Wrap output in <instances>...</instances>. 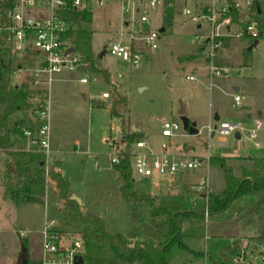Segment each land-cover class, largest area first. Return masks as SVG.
I'll list each match as a JSON object with an SVG mask.
<instances>
[{
  "label": "rangeland",
  "instance_id": "374dc122",
  "mask_svg": "<svg viewBox=\"0 0 264 264\" xmlns=\"http://www.w3.org/2000/svg\"><path fill=\"white\" fill-rule=\"evenodd\" d=\"M246 1L242 0L243 3ZM205 2L207 0H164L152 17V30L160 25L165 29L156 51L148 49L143 42L133 41L134 47L144 54L138 66L108 52L99 60L100 66L109 73L110 84L83 68L78 72H64L59 75L62 81L55 80L51 85L49 138L55 162L50 161L48 165L67 181L70 193L82 201L86 212L102 218L108 229L121 235H127L134 228L130 205L108 197V201L100 199L96 191L106 185L110 147L114 146L118 153L126 151L119 133L120 120L111 117L108 107L113 90L127 98V106L122 111L124 121L130 127H142L148 145L153 143L160 149V126L164 121L177 123L180 129L169 139V152L173 153L176 145H182V157L174 155L175 158L201 160L199 167L171 176L145 178L132 173L134 187L140 193L158 195L159 192L154 193L153 189L172 179L174 182L166 198L190 211L202 204L199 190L217 195L223 189L222 171L209 162L210 157L224 158L233 175L239 178L244 171L253 169L255 160L264 155V39L249 51L245 67L240 64L247 41L224 40L216 51L213 64L229 69V74L210 77L207 74L210 59L205 57L208 46L199 47L194 43L195 37H204L207 29L204 26L197 29L191 17L181 15L184 8L190 9L192 16L197 15L199 11L195 6ZM242 15L240 12V20ZM89 16L90 21L80 25L90 33L94 53L100 55L113 41L129 46L130 27H124V23L130 22L132 17L121 10L119 0L92 10ZM187 74L194 75L195 81H186ZM81 78H86L87 83L81 84ZM24 79L14 78L11 83H21ZM233 88L238 91L234 92ZM103 93L109 98L103 99ZM235 96L240 99L239 106L233 104ZM181 107L184 117L196 124L198 135L191 136L183 131L178 114ZM215 114L220 116L218 122L242 126L238 140L231 135L224 146H219L217 136L209 138L208 127L214 125ZM29 115L28 111H18L11 116L12 123L21 122L20 128L11 130L10 140L21 143L23 148L26 139L22 130L27 128ZM255 119L263 124L257 132L259 148L249 141ZM132 151L131 144L129 152ZM9 165V157L0 151V264H23V253L28 255L25 264H37L41 256L40 232L44 220L53 219L63 224L65 214L55 212L47 203L42 207L9 200L4 194L5 188L18 189L21 185L18 179L7 178ZM162 197L165 196L156 198ZM235 241H239L242 251L226 255L232 264H263L264 191L236 199L223 213L205 215L196 237L184 238L185 247L179 244L171 247L168 264L222 261L221 251Z\"/></svg>",
  "mask_w": 264,
  "mask_h": 264
},
{
  "label": "trees",
  "instance_id": "16d2710c",
  "mask_svg": "<svg viewBox=\"0 0 264 264\" xmlns=\"http://www.w3.org/2000/svg\"><path fill=\"white\" fill-rule=\"evenodd\" d=\"M258 5V6H257ZM233 21L238 23L240 13L232 9ZM250 20L255 23L258 37L247 41V48L242 52L240 67L247 66L249 47L255 40L264 39V17L259 3L254 0L248 9ZM71 20L76 22L68 37L74 52L85 63L87 72L101 76L110 84L109 73L99 63V55L91 46V35L78 22L77 15ZM82 22L90 21L88 14L82 15ZM216 67H222L215 64ZM21 68H32L14 62L7 63L0 53V151L10 159L7 178L21 181L18 189L5 188V196L15 202L21 201L52 205L55 212L65 214L64 229L70 234H77L83 242V264H168L169 252L174 244L185 247L183 239L196 237L204 221V216L225 212L236 199L251 193L264 191V155L255 160L254 168L244 171L239 178L232 173L224 158L210 157L209 162L222 171L223 189L217 195L201 192L202 204L186 211L175 200L158 199L151 194L140 193L134 187L131 171L129 146L143 139L140 132L131 130L123 118L122 111L127 106V98L113 90L109 111L113 118L120 120L121 141L126 151L117 155V162L109 161L106 185L96 189L100 199L111 198L124 202L131 207V221L134 224L127 235H121L107 228L104 220L97 215L86 212L70 199L71 193L67 181L54 169L46 167L45 157L38 151L25 150L21 143L10 140L14 124L11 116L18 111H28L31 115L36 100L46 99L44 91H35L30 80L20 84L11 83V75ZM11 172H8L9 169ZM108 197V198H107ZM143 216V218H142ZM242 251L239 241L221 251L222 261L211 264H232L226 255Z\"/></svg>",
  "mask_w": 264,
  "mask_h": 264
},
{
  "label": "built area",
  "instance_id": "2783aa9c",
  "mask_svg": "<svg viewBox=\"0 0 264 264\" xmlns=\"http://www.w3.org/2000/svg\"><path fill=\"white\" fill-rule=\"evenodd\" d=\"M114 0H0V53L7 63H17L23 66L32 65V68H21L11 75L12 79L25 78L22 82L30 80L35 91L45 92L46 99L36 100L32 116L37 125L34 129H26L23 135L35 145V151L45 157L46 167L51 159L49 138V106L48 93L56 77L64 72H75L86 67L80 57L72 50L68 32L73 30L76 22L71 20L77 15L78 22L82 15H90L94 9H102L107 3ZM121 10L130 14L132 20L124 23L130 27L129 46L122 45L120 41L109 43L105 49L109 55L116 57L132 66H138L144 54L134 47L133 41H140L151 51L158 49L161 32L152 30L153 13L162 7L164 0H119ZM127 1V4L124 2ZM254 0H207L198 3L197 15L184 8L181 15L191 17L196 28L203 26L207 29L204 37H195L197 46H205V57L208 63L210 77H223L229 74V69L216 67L213 59L216 51L221 48L224 40H254L258 37L255 23L250 20L248 9ZM259 9L264 17V0H257ZM258 6V5H257ZM232 9L238 13L243 12L238 23L233 21ZM142 27V28H140ZM146 27V29H143ZM123 33H120L122 36ZM135 35V36H133ZM186 80L192 82L193 76ZM21 82V83H22ZM86 84V78L79 80ZM14 84H20L15 82ZM103 99H108L107 93L102 94ZM234 105L239 106L238 96L233 97ZM263 128L261 120H254V129L249 132V141L255 148L261 146L257 140V132ZM180 127L177 123L164 121L161 125L160 135L164 142L160 144L159 154L153 153L145 140H140L133 145L130 152L131 171L138 176L150 178L153 176H171L178 171H188L199 167L201 160L177 159L169 152L168 140L176 135ZM243 128L240 124L221 121L208 127V136H217L218 145L224 146L226 139L235 134H240ZM25 150L33 151L26 148ZM175 151V149H174ZM118 149L110 147L109 160L117 162ZM200 191V190H199ZM206 215V214H205ZM42 246L41 256L37 264H75V259H83V242L79 235L66 232L63 224L56 220L45 219L41 229ZM22 236V235H20ZM264 264V257H262ZM83 264V263H82ZM243 264V263H240Z\"/></svg>",
  "mask_w": 264,
  "mask_h": 264
},
{
  "label": "crops",
  "instance_id": "0c3cea01",
  "mask_svg": "<svg viewBox=\"0 0 264 264\" xmlns=\"http://www.w3.org/2000/svg\"><path fill=\"white\" fill-rule=\"evenodd\" d=\"M160 28V29H159ZM158 29H159V31L161 32V30H162V32L161 33H163L164 31H165V29H164V26L163 25H160V27H159ZM198 29V28H197ZM258 44V43H257ZM93 49V48H92ZM94 51V50H93ZM95 52V51H94ZM100 60H101V58H100ZM208 74V73H207ZM187 76H190L189 74H187L186 76H185V80H186V77ZM193 77H195L194 75H192ZM196 79V78H195ZM56 81H58V82H60V81H62V79L60 78V76L56 79ZM55 81V82H56ZM186 81H188V80H186ZM195 81V80H194ZM194 81H192V82H194ZM188 82H190V81H188ZM18 83H20V82H18ZM51 88V87H50ZM233 91L234 92H237L238 91V89L237 88H233ZM51 97V89H49V93H48V97H47V100L49 101V98ZM233 104H234V101H233ZM109 105V104H108ZM239 105H240V103H239ZM260 114V113H259ZM217 117V119H218V121H219V119H220V116L219 115H217V114H215V116H214V119ZM191 121V120H190ZM217 121V122H218ZM21 121H17V122H13V124L15 125L14 127H16V128H20V125H19V123H20ZM216 122V123H217ZM36 125H37V122H36V119L30 114L29 115V118H28V123H27V128H25V129H23L22 130V134H23V131L24 130H26V129H34V128H36ZM131 127H133L134 129H136L138 132H140L142 135H143V140H145L146 142H147V144H148V141H147V135H146V133L143 131V128L142 127H140V126H131ZM160 129H161V126H160ZM119 133H120V129H119ZM24 136V135H23ZM240 136V135H239ZM25 137V136H24ZM120 137H121V134H120ZM160 138H161V142H160V144L162 143V142H164L165 141V139H163L162 137H161V135H160ZM25 139H26V143H25V146H24V149H26V148H28V149H31V150H34L35 149V145L34 144H32L31 143V140L30 139H28L27 137H25ZM168 143H169V140H168ZM160 144H159V147H160ZM170 144V143H169ZM34 146V148H32ZM149 147L152 149V151H153V153H155V154H159V152H160V149H156L155 148V146H154V144L153 143H151V144H149ZM50 149H51V153H53V146H52V143H51V141H50ZM175 151L172 153L173 155H175V156H177V158H181L182 157V153H183V149H184V146H182V145H176L175 146ZM50 161L53 163V161L55 162V160L53 159V156L51 155V159H50ZM55 169V168H54ZM56 170V169H55ZM57 171V170H56ZM173 180L172 179H169L168 181H166V182H162L161 184H160V186L159 187H155L154 189H153V192L154 193H157V192H159V194L158 195H153V196H155V197H157V196H159V195H164L165 197H162V199H168V198H166L167 197V195H168V189H170L171 188V186H172V184H173ZM200 184H202V181H200ZM75 196V195H74ZM81 201V200H80ZM81 205H82V201H81ZM25 241H26V238L24 237L23 238ZM22 239V240H23ZM28 257V255L26 254V256H25V260H26V258ZM40 259V258H39ZM27 261V260H26ZM39 261V260H38Z\"/></svg>",
  "mask_w": 264,
  "mask_h": 264
},
{
  "label": "water",
  "instance_id": "95a60500",
  "mask_svg": "<svg viewBox=\"0 0 264 264\" xmlns=\"http://www.w3.org/2000/svg\"><path fill=\"white\" fill-rule=\"evenodd\" d=\"M162 32V30H161ZM258 43V40H255L252 45L249 47V50H251L252 48H254ZM73 49H69V51L71 52ZM106 51H103L100 55H99V59L103 57V55L105 54ZM110 107V105H109ZM178 114L180 115V121H181V124H182V129L183 131H186L188 133V135H198L199 131L198 129L196 128V124L194 122H191L189 119H187L186 117H184V109L183 107H181V109L179 110ZM215 123L213 125V129L216 128V122L218 121L217 117L214 119ZM131 130L132 131H135V132H138L136 129H134L133 127H131ZM235 139L238 140L240 138V136L238 134H235L234 135ZM12 169L10 168L8 172H11ZM70 199H72L73 201H75L79 206H81V201L79 198H77L76 196L74 195H71ZM25 256L26 254L23 253L22 254V259H23V264L26 263V260H25ZM83 263V259L81 257H77L75 259V264H82Z\"/></svg>",
  "mask_w": 264,
  "mask_h": 264
}]
</instances>
